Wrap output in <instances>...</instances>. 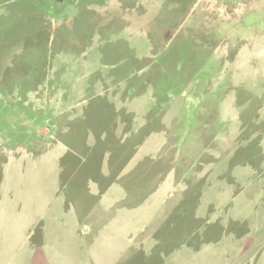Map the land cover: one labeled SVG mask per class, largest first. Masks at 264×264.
I'll return each instance as SVG.
<instances>
[{"label":"rangeland","instance_id":"1","mask_svg":"<svg viewBox=\"0 0 264 264\" xmlns=\"http://www.w3.org/2000/svg\"><path fill=\"white\" fill-rule=\"evenodd\" d=\"M188 163L164 241L197 243L201 189L241 165L205 233L264 246V0H0V264H90ZM151 216L116 264L157 263Z\"/></svg>","mask_w":264,"mask_h":264},{"label":"crops","instance_id":"2","mask_svg":"<svg viewBox=\"0 0 264 264\" xmlns=\"http://www.w3.org/2000/svg\"><path fill=\"white\" fill-rule=\"evenodd\" d=\"M178 164L180 167L179 162ZM210 166V164L208 166L205 165L203 170L195 175L198 176L201 184L210 172L213 173L214 169H210ZM186 167L184 169H175L169 164L165 173L160 172L161 176L158 179V185L154 190L155 192L149 198L152 205L146 207L143 217L141 219L139 218L136 226L130 229L129 232L118 236L116 248H114V242L109 240L101 252H92V262L90 264H116L121 256L123 257L128 253L127 248L132 245L136 236H139L138 233L141 229L146 228L147 230L149 228L148 226L152 223L151 215L155 209H158V253L156 254V258H158L156 264H244L250 257L259 254L260 249L264 246L262 242L259 243L258 241L255 243L253 236H242L243 234L241 232H234L228 235L227 232L226 234L218 233L213 238H209L205 233V227L211 221L219 220V218L221 219V223L219 220L218 231L220 229L225 230V221L230 214L229 207L233 206L237 202V199L242 196L244 190L242 184L246 183L250 177L249 172L251 170H246L245 175H243V170L240 169L242 167L241 165L235 169H230L228 172L222 167L220 169L216 168L215 174L217 175L219 172V180L213 184L214 188L211 189L210 185L208 187L204 185L206 190L201 189V198L198 196L200 200L195 201L194 206L191 208L192 222H194V225H198L199 229L201 228L203 230V235L198 237L199 240L197 243H191V240L185 245L186 243L184 242L186 240H182L180 244L179 240H177V244H179L177 245L174 233L171 234L169 230L167 241H164V236L161 231L164 226L168 229L173 224L171 215L177 200H173L172 198L174 193H178V185L184 176L183 172L189 169V163ZM226 173L227 176L225 177ZM246 186L245 189L248 190L250 184L247 183ZM192 202L194 203V201L190 203ZM125 212H122V214ZM245 213L249 221L252 216L250 209L249 212L246 211ZM239 225L244 226L242 223H239ZM253 226L250 223V229ZM260 227L259 225L258 228ZM247 228L249 229V226ZM173 240L175 243H171ZM149 242V238H145L141 241L140 245L147 246Z\"/></svg>","mask_w":264,"mask_h":264}]
</instances>
